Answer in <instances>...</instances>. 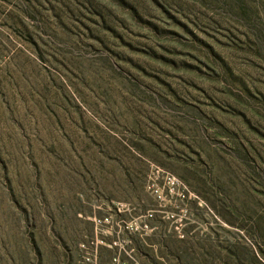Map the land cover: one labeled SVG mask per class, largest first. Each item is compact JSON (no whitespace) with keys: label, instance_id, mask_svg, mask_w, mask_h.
<instances>
[{"label":"rangeland","instance_id":"obj_1","mask_svg":"<svg viewBox=\"0 0 264 264\" xmlns=\"http://www.w3.org/2000/svg\"><path fill=\"white\" fill-rule=\"evenodd\" d=\"M103 217L141 264H264V0H0V264H86Z\"/></svg>","mask_w":264,"mask_h":264},{"label":"built area","instance_id":"obj_2","mask_svg":"<svg viewBox=\"0 0 264 264\" xmlns=\"http://www.w3.org/2000/svg\"><path fill=\"white\" fill-rule=\"evenodd\" d=\"M164 182L172 191L182 186V183L170 173L164 174ZM150 189L155 194L159 193V189L155 186H151ZM95 222L98 226L107 225L106 233H111L110 231L112 230L115 231V238L112 241H105L102 238L97 239L94 243V247L84 256V262L86 264H98V245L114 248V253L110 258L109 264H141V262L131 254L132 249H126L130 242L125 239H120L119 235L117 236V221L113 224L109 217H103L95 219ZM121 224L122 225H119V229L129 234L134 233L139 228L133 222L124 223L121 221ZM146 227L147 225H143L140 226V229H145Z\"/></svg>","mask_w":264,"mask_h":264}]
</instances>
